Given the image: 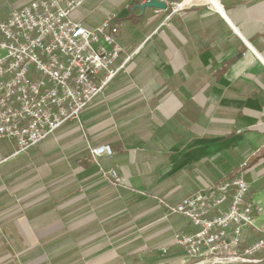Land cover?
Here are the masks:
<instances>
[{"label": "crops", "instance_id": "crops-1", "mask_svg": "<svg viewBox=\"0 0 264 264\" xmlns=\"http://www.w3.org/2000/svg\"><path fill=\"white\" fill-rule=\"evenodd\" d=\"M31 1L0 0V19ZM146 1L74 12L88 28L113 18L131 56L81 122L23 153L0 141V264H197L175 235L198 228L167 204L241 173L264 227V0ZM105 142L115 154L96 161ZM255 257L220 264H264V250Z\"/></svg>", "mask_w": 264, "mask_h": 264}, {"label": "built area", "instance_id": "built-area-1", "mask_svg": "<svg viewBox=\"0 0 264 264\" xmlns=\"http://www.w3.org/2000/svg\"><path fill=\"white\" fill-rule=\"evenodd\" d=\"M87 1L32 0L0 19V138L15 141L19 153L68 122H81L89 105L128 70L131 56L122 59L113 18L96 28L74 19ZM91 154L98 161L115 151L105 142L91 147ZM4 161L0 157V166ZM101 171L115 184L124 182L115 168L101 166ZM250 190L241 173L167 204L198 228L193 234L177 233L175 243L189 257L201 258L197 264L261 262L255 256L264 250V227L258 228L254 205L247 201ZM252 229L261 234L248 243Z\"/></svg>", "mask_w": 264, "mask_h": 264}, {"label": "water", "instance_id": "water-1", "mask_svg": "<svg viewBox=\"0 0 264 264\" xmlns=\"http://www.w3.org/2000/svg\"><path fill=\"white\" fill-rule=\"evenodd\" d=\"M139 7L142 10H145L148 7L158 8V9H162V10H167L168 9V4L164 0H149V1H146L145 3H143V4H140Z\"/></svg>", "mask_w": 264, "mask_h": 264}, {"label": "bare ground", "instance_id": "bare-ground-1", "mask_svg": "<svg viewBox=\"0 0 264 264\" xmlns=\"http://www.w3.org/2000/svg\"><path fill=\"white\" fill-rule=\"evenodd\" d=\"M204 0H185V2L183 4L187 5V4H196V3H201Z\"/></svg>", "mask_w": 264, "mask_h": 264}, {"label": "rangeland", "instance_id": "rangeland-1", "mask_svg": "<svg viewBox=\"0 0 264 264\" xmlns=\"http://www.w3.org/2000/svg\"><path fill=\"white\" fill-rule=\"evenodd\" d=\"M3 139H4V140H3ZM8 140H9V139H6V138H0V141H3V142H7V143H8V142L10 141V140H9V141H8Z\"/></svg>", "mask_w": 264, "mask_h": 264}]
</instances>
